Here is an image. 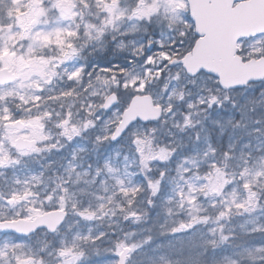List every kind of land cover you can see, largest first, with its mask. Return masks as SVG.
<instances>
[{
  "label": "snow or ice",
  "instance_id": "6c2138e0",
  "mask_svg": "<svg viewBox=\"0 0 264 264\" xmlns=\"http://www.w3.org/2000/svg\"><path fill=\"white\" fill-rule=\"evenodd\" d=\"M103 255L264 264V0H0V264Z\"/></svg>",
  "mask_w": 264,
  "mask_h": 264
},
{
  "label": "rangeland",
  "instance_id": "374dc122",
  "mask_svg": "<svg viewBox=\"0 0 264 264\" xmlns=\"http://www.w3.org/2000/svg\"><path fill=\"white\" fill-rule=\"evenodd\" d=\"M107 57L110 58L112 62H116V63L121 62L119 59L112 58L110 54H108ZM110 259L111 257L109 255H103V256L94 258L92 264H105V262Z\"/></svg>",
  "mask_w": 264,
  "mask_h": 264
},
{
  "label": "water",
  "instance_id": "95a60500",
  "mask_svg": "<svg viewBox=\"0 0 264 264\" xmlns=\"http://www.w3.org/2000/svg\"><path fill=\"white\" fill-rule=\"evenodd\" d=\"M261 21V17L259 15V13L257 12H252L251 14H249L248 17H246V22L248 23H257Z\"/></svg>",
  "mask_w": 264,
  "mask_h": 264
},
{
  "label": "flooded vegetation",
  "instance_id": "af4514ba",
  "mask_svg": "<svg viewBox=\"0 0 264 264\" xmlns=\"http://www.w3.org/2000/svg\"><path fill=\"white\" fill-rule=\"evenodd\" d=\"M107 55L108 54H104L102 57H99L98 59L101 61V62H103V61H105V60H110L108 57H107ZM259 85H257V89H259ZM257 94H258V92H257ZM238 113H237V117H238Z\"/></svg>",
  "mask_w": 264,
  "mask_h": 264
}]
</instances>
